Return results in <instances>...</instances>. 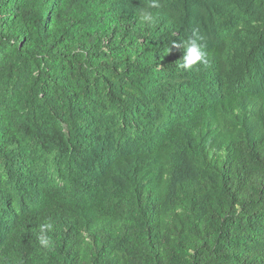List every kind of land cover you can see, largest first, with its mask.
<instances>
[{
    "label": "trees",
    "instance_id": "trees-1",
    "mask_svg": "<svg viewBox=\"0 0 264 264\" xmlns=\"http://www.w3.org/2000/svg\"><path fill=\"white\" fill-rule=\"evenodd\" d=\"M0 264H264V0H0Z\"/></svg>",
    "mask_w": 264,
    "mask_h": 264
},
{
    "label": "clouds",
    "instance_id": "clouds-1",
    "mask_svg": "<svg viewBox=\"0 0 264 264\" xmlns=\"http://www.w3.org/2000/svg\"><path fill=\"white\" fill-rule=\"evenodd\" d=\"M159 4L153 2L147 5L146 8L140 11L139 20L141 25L152 26L157 22V16L151 9L158 8ZM173 47H181V45L173 43ZM184 55L182 58V67L186 70H191L197 64H207L206 53L203 51L202 46L195 39H189L184 43ZM171 49L168 50V53ZM167 53V54H168Z\"/></svg>",
    "mask_w": 264,
    "mask_h": 264
}]
</instances>
